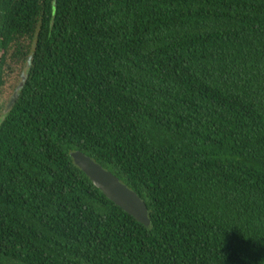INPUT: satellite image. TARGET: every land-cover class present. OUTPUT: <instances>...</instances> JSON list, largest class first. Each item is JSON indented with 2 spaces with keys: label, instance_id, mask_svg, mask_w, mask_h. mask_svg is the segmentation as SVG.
Instances as JSON below:
<instances>
[{
  "label": "trees",
  "instance_id": "16d2710c",
  "mask_svg": "<svg viewBox=\"0 0 264 264\" xmlns=\"http://www.w3.org/2000/svg\"><path fill=\"white\" fill-rule=\"evenodd\" d=\"M0 7V264H264V0Z\"/></svg>",
  "mask_w": 264,
  "mask_h": 264
},
{
  "label": "water",
  "instance_id": "95a60500",
  "mask_svg": "<svg viewBox=\"0 0 264 264\" xmlns=\"http://www.w3.org/2000/svg\"><path fill=\"white\" fill-rule=\"evenodd\" d=\"M0 55H1V7H0ZM15 98L9 108L15 103ZM72 158L96 187L106 194L115 204L134 216L138 221L150 226L151 218L145 200L119 177L110 170L105 169L100 163L81 150L73 151Z\"/></svg>",
  "mask_w": 264,
  "mask_h": 264
},
{
  "label": "rangeland",
  "instance_id": "374dc122",
  "mask_svg": "<svg viewBox=\"0 0 264 264\" xmlns=\"http://www.w3.org/2000/svg\"><path fill=\"white\" fill-rule=\"evenodd\" d=\"M14 66V72L10 73L8 72V76H7V83L6 86L4 88V94L1 96L0 99V107L4 108L3 105L7 104L8 101L10 100L11 94L12 92L14 93V91H16L15 89L20 85V83L22 82V77H23V73H22V66L21 65H16L13 64ZM23 74V75H22ZM9 260V259H6ZM10 262H13L14 264H18L20 262H18V260H10Z\"/></svg>",
  "mask_w": 264,
  "mask_h": 264
}]
</instances>
